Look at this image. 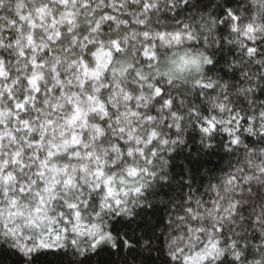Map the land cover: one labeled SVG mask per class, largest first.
I'll return each instance as SVG.
<instances>
[{
	"label": "snow or ice",
	"instance_id": "snow-or-ice-1",
	"mask_svg": "<svg viewBox=\"0 0 264 264\" xmlns=\"http://www.w3.org/2000/svg\"><path fill=\"white\" fill-rule=\"evenodd\" d=\"M0 239L264 264V0H0Z\"/></svg>",
	"mask_w": 264,
	"mask_h": 264
},
{
	"label": "trees",
	"instance_id": "trees-1",
	"mask_svg": "<svg viewBox=\"0 0 264 264\" xmlns=\"http://www.w3.org/2000/svg\"><path fill=\"white\" fill-rule=\"evenodd\" d=\"M177 163H179V160ZM219 163H223V161H219L216 157H213L208 161L207 166L213 167ZM162 243L163 239L153 241L155 247L161 246ZM73 251V249L43 251L37 257L34 264H71L72 261L83 259V257L73 255ZM157 256L158 253L155 250L151 252L147 251V245L141 241L140 245L137 246V250L133 253H129L127 249L117 251L105 246L91 253V260L88 264H154V261L155 264H159V261L156 259ZM0 264H22L21 255L16 250L10 248L8 244L4 243L2 239H0Z\"/></svg>",
	"mask_w": 264,
	"mask_h": 264
},
{
	"label": "clouds",
	"instance_id": "clouds-1",
	"mask_svg": "<svg viewBox=\"0 0 264 264\" xmlns=\"http://www.w3.org/2000/svg\"><path fill=\"white\" fill-rule=\"evenodd\" d=\"M256 0H249V3H255ZM209 51H211L212 49L209 48ZM230 59V58H229ZM171 67L170 65H168L167 63H163L161 65V72L167 71L168 68ZM208 67L207 65H205L200 72H197L195 69L192 72H185L183 74V76H181L179 79H177L176 81V87L177 88H191L192 86V82L198 78L200 75H205V76H210L213 79H220L221 78V73H219V71H215V72H208ZM259 257H257L258 259Z\"/></svg>",
	"mask_w": 264,
	"mask_h": 264
}]
</instances>
